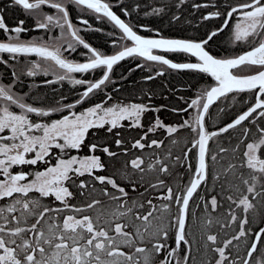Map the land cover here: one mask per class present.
I'll list each match as a JSON object with an SVG mask.
<instances>
[{
	"label": "snow or ice",
	"instance_id": "snow-or-ice-1",
	"mask_svg": "<svg viewBox=\"0 0 264 264\" xmlns=\"http://www.w3.org/2000/svg\"><path fill=\"white\" fill-rule=\"evenodd\" d=\"M183 2L175 0L176 9ZM192 7L203 8L202 26L217 21L199 36L166 35L136 22L134 0L0 6V62L12 69L10 76L5 71L11 82L0 81V264H264V0H202ZM12 10H22L40 31L25 38L31 29L24 19L6 22ZM105 23L110 52L83 34L104 33ZM224 31L229 43L245 48L214 52L211 42ZM125 58L139 59L134 67L152 76L167 68L199 78L187 109L172 108L184 113L180 122L157 114L145 124L149 110L165 106L114 97V66ZM90 72L96 75L85 78ZM37 73L51 76L43 85L67 81L79 90L70 102L55 90L33 95L34 81L27 92L15 90L22 76ZM137 127L136 137L123 135ZM157 129L163 138L149 136ZM119 157L122 165L111 170Z\"/></svg>",
	"mask_w": 264,
	"mask_h": 264
},
{
	"label": "trees",
	"instance_id": "trees-1",
	"mask_svg": "<svg viewBox=\"0 0 264 264\" xmlns=\"http://www.w3.org/2000/svg\"><path fill=\"white\" fill-rule=\"evenodd\" d=\"M131 0H124V3L130 4ZM135 3L140 5L139 11L134 12V20L136 22H147L151 23L156 27L161 28V30L166 35H177V36H199L203 31L204 27H211V24H216L217 21L210 20V22L204 26L199 22V17L202 10H196L191 8V2L188 0H184L183 4L179 9L175 7V0H134ZM167 5L166 11L164 14L156 15L149 14L147 16L144 15L146 12H150V9L153 7H158L160 4ZM176 11H180L181 15L178 17V21H171V15ZM194 15L192 16V13ZM198 13V14H195ZM141 32H146L144 29H140ZM200 32V33H195ZM87 38L92 43H98V38L95 35H88ZM211 48L214 52H223V51H236L232 50L231 46H227L226 41L222 39V34H218L215 36L213 41L211 42ZM231 48V49H230ZM109 51L107 48H105ZM140 63L139 59H130L127 58L122 62L118 63V65L114 66L115 72L114 75L117 77L109 86V90L114 92V97L123 99V98H131L138 102L140 101H151L153 105L160 106L164 105L165 107L159 108V112L157 113L154 110H149L144 116V123H149L150 118H154L157 114L161 117V119L165 123H177L180 122L184 113H176L172 111L173 107H182L186 108L187 103L186 100L194 95V90L199 86V78L193 72H163L157 76H152V72L147 68L134 67L135 64ZM131 68L132 71L129 72L128 69ZM147 70V71H146ZM155 70V67L154 69ZM5 73V72H4ZM11 72H7L8 76H10ZM96 75L95 73H87L85 74V78H91V76ZM148 75L152 76L151 80L142 79L143 76ZM5 76V74H4ZM123 76V79L119 77ZM7 78V76H6ZM48 80V79H47ZM22 84L15 85L14 88L16 91H28L29 82H35L36 87L33 89V95H45L52 96L53 90H55L56 98H59V95H63L65 97L64 102H70L73 95H75L76 91L79 90V86H74L69 84L67 81L63 82H53L51 85H43L40 83L38 79L33 77H27L26 75L22 76ZM11 80L8 78L4 80V83H10ZM119 84L120 89H116L115 85ZM187 85H192L189 88ZM69 89H73V92H69ZM143 90L151 91L154 93L153 96L141 95ZM184 97V99H181ZM230 99V98H229ZM238 101L240 97L237 98ZM213 113H216L217 109H212ZM125 123H128L125 121ZM211 123V122H210ZM123 135L127 137H136L139 132L142 130L140 128H135L129 130L128 128H124ZM161 129H157L155 134L149 133L150 137H160ZM178 133L181 137H186L189 135L187 130L178 129ZM225 144L227 143V138L225 137ZM167 143V140H165ZM130 148V151L139 154V151L131 148V143L127 145ZM115 148V145H113ZM151 151V149H148ZM124 158L119 157V159L115 162L114 167L111 169L115 171L119 168L123 163ZM179 171H183V166H181ZM186 179V177H185ZM122 183H127L126 181H121ZM131 188H129V192L131 193ZM199 215V212H198ZM199 226L197 224H193L192 231L196 233L198 236ZM174 243V240L173 242ZM194 249L196 245L193 246ZM193 255L196 256L199 261V255L193 251Z\"/></svg>",
	"mask_w": 264,
	"mask_h": 264
},
{
	"label": "flooded vegetation",
	"instance_id": "flooded-vegetation-1",
	"mask_svg": "<svg viewBox=\"0 0 264 264\" xmlns=\"http://www.w3.org/2000/svg\"><path fill=\"white\" fill-rule=\"evenodd\" d=\"M188 1L191 2V8L192 9H194L192 7V4L193 3L202 2V0H188ZM9 3H10V0H0V6H4V5L9 4ZM209 3H211V0H209ZM46 8H47V6H46ZM51 10L52 11H55L54 9H51ZM200 10L203 11V8H201ZM5 17H6V22L10 26L16 24L18 22V19H24L25 20L24 27L31 29L29 32L23 33V35L25 36V38H27L30 35H34V34H36L37 32L40 31L38 29H32V25L34 23V20L31 17L25 16V14L23 13L22 10L21 11H17V10L6 11L5 12ZM73 19H74V22L79 23V21H75V15L73 16ZM210 20H215V18H212ZM90 22L95 23V24H99L100 23L99 21H96L94 19V17H90ZM103 27L105 28V32L104 33L95 32V31H89V32H86V33H83V34L86 37L88 35H95L98 38V43H93L94 46H98V47H101V48H107L109 50V52H110L111 51V45H108L107 44L106 33H107V31H110L111 30V25H108V24L105 23L103 25ZM57 34H58V32H57ZM0 38H4L2 32H0ZM222 39L226 41L227 46H231L232 50L235 49L236 51H239L240 49L245 48V45H244L243 42L241 44L240 43H237L235 45H231L229 43L228 31H224L222 33ZM89 42H91V41H89ZM5 56H6V54H5ZM31 58H35L34 54L32 55ZM12 63L13 62L10 60L9 61V64L11 65ZM11 70L12 69H11L10 66H5V65L2 64V62H0V81L4 82V80L7 79L6 76H4V74H5L4 72L5 71L11 72ZM168 70H171L172 72H192L191 70H175V69H167V68H166V70L164 72H169ZM74 74L77 75V76H80L81 75L79 73H74ZM84 77H85V74H84ZM33 78L38 79L39 81L45 80V79L51 80V76L50 75L44 76L43 73H37V75L35 77H33Z\"/></svg>",
	"mask_w": 264,
	"mask_h": 264
},
{
	"label": "rangeland",
	"instance_id": "rangeland-1",
	"mask_svg": "<svg viewBox=\"0 0 264 264\" xmlns=\"http://www.w3.org/2000/svg\"><path fill=\"white\" fill-rule=\"evenodd\" d=\"M228 36H229V32H228ZM237 43H240V44H241V43H242V41H241V42H237ZM237 43H236V44H237ZM230 44H231V43H230ZM231 45H235V44H231ZM236 106H237V107H239L240 105H239V104H237ZM221 118H223V116H222ZM210 122H211V121H210Z\"/></svg>",
	"mask_w": 264,
	"mask_h": 264
},
{
	"label": "bare ground",
	"instance_id": "bare-ground-1",
	"mask_svg": "<svg viewBox=\"0 0 264 264\" xmlns=\"http://www.w3.org/2000/svg\"><path fill=\"white\" fill-rule=\"evenodd\" d=\"M191 13H192V16H193V15H194V13H193V12H191ZM195 14H198V13H195ZM195 33H200V32H196V31H195Z\"/></svg>",
	"mask_w": 264,
	"mask_h": 264
}]
</instances>
